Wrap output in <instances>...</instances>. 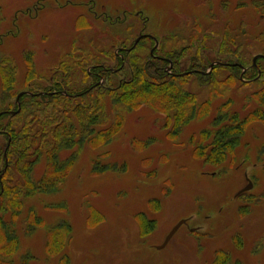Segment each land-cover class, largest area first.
<instances>
[{"label":"rangeland","instance_id":"374dc122","mask_svg":"<svg viewBox=\"0 0 264 264\" xmlns=\"http://www.w3.org/2000/svg\"><path fill=\"white\" fill-rule=\"evenodd\" d=\"M261 1L0 0V112L18 113L15 101L22 92L56 90L66 74L64 64L71 76L69 90L83 92L94 83L88 76L97 74L94 66L104 61L119 68L117 48H130L142 34L161 39L177 55L178 73L192 70L201 56L209 57L201 68L206 73L213 62L238 65L237 56L247 68L238 72L237 65H225L211 71L210 80L209 74L182 80L180 88L197 98V112L211 111L184 129L150 105L126 112L120 134L107 149L85 147L59 193L24 200L17 221L20 247L11 257L0 238V264H222L225 259L227 264H264V116L259 114L264 102L251 99L264 94V62L251 70L254 58L264 54ZM117 19L121 24L114 25ZM143 46L151 52L153 44ZM162 51L163 46L161 57ZM142 52L136 54L148 62ZM127 64L120 75H106L103 88L122 87L113 80L127 79ZM257 74L262 78L245 85ZM112 102L105 97L109 114ZM220 108L222 114L239 113L241 121L255 116L248 120L241 145L217 165L207 157L216 156L213 146L202 144ZM6 140L0 136L1 147ZM105 152L110 157L103 162L115 171L95 175L92 162ZM45 168V163L36 168V180ZM250 184L253 188L240 195ZM60 203L66 209L47 207ZM31 208L43 227L28 235ZM182 221L186 225L158 250ZM62 222L69 230L58 231V242L57 231L49 235L48 229ZM62 241L66 246L60 253Z\"/></svg>","mask_w":264,"mask_h":264},{"label":"trees","instance_id":"16d2710c","mask_svg":"<svg viewBox=\"0 0 264 264\" xmlns=\"http://www.w3.org/2000/svg\"><path fill=\"white\" fill-rule=\"evenodd\" d=\"M260 2L262 1L260 0ZM255 3L257 4V1ZM257 9L263 10L264 7L259 8L258 6ZM156 40L163 46L162 52L164 54H162L163 57L158 54L162 47L160 45V48L154 51V55L171 59L174 62L177 55L172 50H168L169 48H164V41L162 42L159 38H156ZM148 42L153 44L152 51L155 43L149 38H144L132 50L131 54H126L129 76L119 89L98 87L87 92L89 88H85L83 92L73 95L69 90L71 79L67 72L69 68L64 64L62 67L65 68L66 74L63 75L62 82L54 85L57 87L56 90L45 89L38 93L30 90V95L25 94L20 100V106H16V111L20 107V111L16 116L12 117L9 113H6L9 112L6 110L0 112V115L2 114L0 117V134L7 138L6 144L0 146V159L1 156L3 158V155L6 154V159L4 158L5 166L0 171V176L3 175L0 181V238L4 240L3 250L6 248L12 250L11 257L20 247L17 221L23 215L24 200L59 193L60 187L69 179L85 147H89L94 151L107 149L114 137L120 134L126 112L132 111L137 105H150L164 113L166 117L173 119L182 129L193 121H199V119L206 117L211 112L207 111L206 114L200 111L197 112L199 107L196 104V96L188 95L179 86V83H183L182 80L195 75L191 74L193 71H200L202 67L204 69L205 64H207L205 60L209 57L201 56V59L198 57L192 63L197 66L188 72L177 73L179 76L164 75L162 79L155 80L153 75H157V73L155 72V66L151 64L154 57L149 52L148 47L143 46ZM122 47L127 48L124 45ZM132 47H134V44H132ZM202 49L206 50L205 47L199 50ZM136 52L137 54L139 52H142V54L147 53L148 62H142V56L140 57ZM237 58L239 61L238 65L235 64L238 66L235 70L241 71L239 65L247 69L244 62L238 56ZM260 61L264 62L262 59L258 61L256 66L251 65L252 71L256 72V68L257 70L261 69ZM214 63L222 62H213L208 67ZM100 64L107 65L104 61H101ZM100 64L96 67L99 71H103ZM77 66L78 69H83V65L78 63ZM218 69H223V66L215 67L213 72ZM251 70L248 73H251ZM189 73L191 75L183 76ZM261 76L257 74L252 80H247L245 85L255 84V82L251 84L250 82L258 77L261 79ZM213 83L212 80L211 84ZM94 92L96 93L93 94ZM262 93L253 94L251 99L258 98L264 102V94L262 95ZM107 96L113 100L110 114L107 113L105 106V97ZM75 101H82V103L77 105L74 103ZM205 104L207 108L212 107L210 101ZM230 104H232L231 101L226 103V105ZM221 112V108L217 110L216 119L211 129L205 130V133H203L205 137H203V144L201 143L206 148H208V142L213 146L216 156L207 155V157L213 159L217 165L223 164L228 153L233 152L241 145L248 120L255 116L251 114L247 117V120L241 121L239 113L222 114ZM259 114L262 115L260 117L264 116L263 112L259 111ZM3 119H5V124ZM194 139L192 138L191 141H194ZM200 140H202V137ZM63 153L68 156L63 157ZM109 157L110 153L105 152L92 162L93 174L104 175L115 171V166L103 162L104 158ZM202 157L206 158V155ZM44 163L45 173L39 180H36L35 170ZM6 166L7 170L3 174ZM12 168L15 172L21 174L20 180L13 174ZM47 207L48 209H66V206L62 203ZM31 219L34 220L30 222ZM38 219H40L38 212L31 208L27 216L28 226L25 233L33 235L37 229L43 227V223ZM63 229L69 230V226H66L65 222L49 228V235L57 231L59 242L60 232L58 231H63ZM65 246V241H62L60 253L64 251ZM227 262H230V260L225 259L222 264H227Z\"/></svg>","mask_w":264,"mask_h":264},{"label":"flooded vegetation","instance_id":"af4514ba","mask_svg":"<svg viewBox=\"0 0 264 264\" xmlns=\"http://www.w3.org/2000/svg\"><path fill=\"white\" fill-rule=\"evenodd\" d=\"M105 21H108V20H105ZM114 25H116V24H121L120 23V20L119 19H117V22L116 23H113ZM143 35H145V36H151L149 39L153 42V43H155V46H154V48L152 49V51H151V53H152V56L154 57V60L151 62V64L153 65V66H155V72L157 73V75H159V76H161L162 75V77L165 75H169V76H173V77H176V76H179L177 73V70H176V62L174 61H172L171 59H167V58H161V57H159V56H156V55H154L155 54V52H153V51H155V50H157V49H159L160 48V42H158L157 40H156V38L154 37V36H152V35H148V34H142V35H140V37L141 36H143ZM148 38V37H147ZM137 40V39H136ZM136 40L134 41V46H135V42H136ZM141 42V41H140ZM139 42V43H140ZM138 43V44H139ZM137 44V45H138ZM158 44V45H157ZM137 45L135 46V47H130V48H124V47H119V48H117V51L114 53L115 54V61L116 62H118V63H120V67L119 68H117V69H113V68H109V67H107V65H103V64H100V67H102L103 68V71L101 70V71H99L98 70V67H93L94 69L93 70H97V74H92L91 72H88V76H89V78H91L93 81H94V83L90 86V87H88L89 89H88V91L87 92H90V91H92V90H94V89H96V88H98V87H104V82H105V76L107 75L108 77H114V76H116V75H120L124 70H125V68H126V64H127V60H126V54H131V52H128L129 50H133V48H136L137 47ZM214 64H216V63H214ZM233 63H224V65H231V66H225V67H235V64L234 65H232ZM237 64V63H236ZM128 65V64H127ZM211 67V66H210ZM210 67H209V71H208V74H209V76H208V74L206 73V72H204V71H202V70H195V71H193V73L195 74V75H197L198 77H200V79L201 78H204L205 77V75L207 74V76H208V79L210 80V77H211V71H210ZM217 67V66H216ZM215 69V68H214ZM242 71L243 70H246V69H244L243 67H241L240 68ZM247 71V70H246ZM185 73V72H184ZM161 74V75H160ZM116 80H118V84L120 85V86H122L123 85V83H124V81H126V78L124 77V78H120V79H114L113 81H116ZM110 82V81H109ZM108 82V83H109ZM212 82V81H211ZM120 88V87H119ZM25 94H28V95H30V93H29V91H25V92H22V93H20L19 95H18V97H16V105L17 106H20V100H21V98L25 95ZM21 95V98L18 100V98H19V96ZM6 113H9L10 115H11V113H13V112H6ZM2 134H0V136H1ZM6 155V154H5ZM5 155H4V158L6 159V157H5ZM6 165H7V163H6ZM5 169H7V166H6V168ZM5 169L3 170V174H4V171H5ZM2 177H3V175L2 176H0V181H1V179H2Z\"/></svg>","mask_w":264,"mask_h":264},{"label":"water","instance_id":"95a60500","mask_svg":"<svg viewBox=\"0 0 264 264\" xmlns=\"http://www.w3.org/2000/svg\"><path fill=\"white\" fill-rule=\"evenodd\" d=\"M150 38L151 36H145V35H143V36H141V37H139L137 40H136V42H135V46L142 40V39H144V38ZM158 45V44H157ZM134 46V47H135ZM134 49V48H133ZM132 50H129L128 52H131ZM154 52V51H153ZM259 59H264V56H258V57H255L254 58V60H253V66H256V63H257V61L259 60ZM216 66H225L224 64H222V63H216V64H213V65H211V67H210V71H213L214 70V68L216 67ZM240 67H242L241 65H239ZM191 74H194V73H191ZM190 73L189 74H185V75H183V76H189V75H191ZM208 74V73H207ZM21 98V95L19 96V98H18V100ZM15 115H17V113H11V116H15ZM2 116V114L0 115V117ZM5 157H6V155H5ZM6 170L7 169H5V171H4V173L6 172ZM253 188V185L252 184H250L246 189H244L242 192H240V195L241 194H243V193H245V192H247V191H250L251 189ZM186 223H187V221H182L177 227H175L174 228V230L171 232V234L168 236V238L166 239V241H165V244L161 247V248H159L158 250H164L166 247H167V245L169 244V242L172 240V238L175 236V234L179 231V229L182 227V226H184V225H186Z\"/></svg>","mask_w":264,"mask_h":264}]
</instances>
